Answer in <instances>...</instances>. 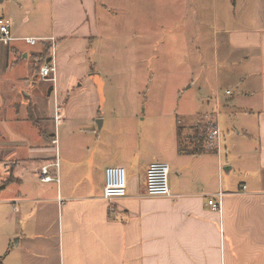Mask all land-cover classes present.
<instances>
[{
	"label": "crops",
	"instance_id": "crops-1",
	"mask_svg": "<svg viewBox=\"0 0 264 264\" xmlns=\"http://www.w3.org/2000/svg\"><path fill=\"white\" fill-rule=\"evenodd\" d=\"M1 2L13 25L12 41L0 40L6 264H264V0H232L230 27L215 20V65L201 85L190 70L177 91L194 94L152 135L134 125L140 107L113 104L97 82L102 0ZM51 38L55 80L39 73ZM56 161L59 180L42 182ZM153 161L169 164L172 196L146 195ZM119 165L128 194L104 199L105 169ZM219 191L222 211L208 204Z\"/></svg>",
	"mask_w": 264,
	"mask_h": 264
},
{
	"label": "rangeland",
	"instance_id": "rangeland-1",
	"mask_svg": "<svg viewBox=\"0 0 264 264\" xmlns=\"http://www.w3.org/2000/svg\"><path fill=\"white\" fill-rule=\"evenodd\" d=\"M102 1L103 39L96 58L104 69V82H97L113 90V104L131 111L140 107L134 125L152 135L162 128L154 120L176 110L182 97L177 88L184 85L190 70L201 85L204 68L215 65L214 23L219 19L218 27H230L232 0ZM4 7L0 0V15ZM129 88H138L140 93L130 94ZM192 94L193 90L183 101ZM1 255L0 264H6L7 254Z\"/></svg>",
	"mask_w": 264,
	"mask_h": 264
},
{
	"label": "built area",
	"instance_id": "built-area-1",
	"mask_svg": "<svg viewBox=\"0 0 264 264\" xmlns=\"http://www.w3.org/2000/svg\"><path fill=\"white\" fill-rule=\"evenodd\" d=\"M13 25L12 21L7 17H0V40L5 43H9L13 38ZM24 40L30 44H36L38 39L34 37H27ZM52 49L50 59L46 60L39 67L40 76L49 80H55V74L57 71L55 62V40L51 38ZM220 130L214 124L210 123V129L208 131L207 137L211 143L214 142L216 138H219ZM57 144V140L53 141ZM208 145V146H210ZM59 161L54 163L45 164L41 168V181L52 182L58 181L59 176L50 171L51 167H59ZM105 173V187L103 192L104 199L113 200L120 197H125L128 194V174L127 169L123 165L119 166H108ZM171 168L169 164L165 161H153L148 165L147 177H146V195L149 196H172V190L169 182ZM245 188V186H244ZM224 192L219 191L214 197H211L208 204L216 210L222 211Z\"/></svg>",
	"mask_w": 264,
	"mask_h": 264
}]
</instances>
